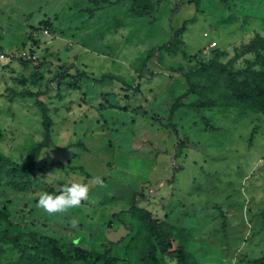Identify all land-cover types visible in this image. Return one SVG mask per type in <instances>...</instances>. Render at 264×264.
I'll return each mask as SVG.
<instances>
[{
	"label": "rangeland",
	"instance_id": "obj_1",
	"mask_svg": "<svg viewBox=\"0 0 264 264\" xmlns=\"http://www.w3.org/2000/svg\"><path fill=\"white\" fill-rule=\"evenodd\" d=\"M117 1L0 0L1 46L37 57L0 71V153L25 163L43 140L42 114L27 93H43L54 121L30 189L0 184V211L9 216L0 217V230L110 249L141 264L137 242L128 249L140 226L130 211L136 194L135 207L185 229L192 264L264 256V115L224 107L205 90L170 115L189 89L185 74L201 59L227 62L264 35V0H147L154 10L141 18L129 0ZM45 24L52 41L40 33ZM245 59L253 56L235 67ZM71 183L89 187L80 206L52 215L38 207V193ZM5 248L10 263L17 254ZM161 262L176 264L164 255Z\"/></svg>",
	"mask_w": 264,
	"mask_h": 264
},
{
	"label": "trees",
	"instance_id": "obj_2",
	"mask_svg": "<svg viewBox=\"0 0 264 264\" xmlns=\"http://www.w3.org/2000/svg\"><path fill=\"white\" fill-rule=\"evenodd\" d=\"M103 1L105 2V0ZM120 1L118 0L117 3ZM129 2L133 15L140 18L150 16L154 10L153 4L147 0H129ZM177 10L178 7H175L173 13ZM44 28L50 30V25L45 24ZM179 30L174 32V38ZM163 49L167 50V47L152 49L148 53L143 70L146 69L147 63L154 58L156 51L160 52ZM250 55L253 56V60L245 59L242 68L235 67L237 61ZM85 77V73L77 71L78 79ZM185 78L189 89L172 105L171 116L185 104L184 102L190 95L205 98L203 90L215 96L214 98L224 107L241 108L244 113L256 111L264 115V37L256 34L248 43L236 50L234 56L227 62L219 60L215 55L210 59H201L191 71L185 74ZM198 79L202 80V85L195 83ZM27 94L35 99V104L42 114L44 136L40 143L32 147L25 163H17L11 157L0 153V184L17 192H27L30 189L41 153L43 149L53 143L54 121L50 108L41 99L43 93L29 92ZM190 106L196 110L200 108L196 103H190ZM205 123L208 129H214L208 120H205ZM59 191L50 193L59 194ZM137 197L136 194L133 195L130 211L137 216L140 226L131 239L128 249H132V243L137 242L136 250L139 251L138 259L141 264H162V255L175 259L176 264H192L188 248L181 241L182 237H188L185 229H178L166 220L155 218L152 212L147 209L135 207ZM0 217L4 221H9L5 210L0 211ZM175 241L178 242L176 247H174ZM5 246L17 254L16 259L10 263H5L3 260L6 253ZM110 246H112L111 243ZM0 264L129 263L126 259L114 257L110 249L96 253L34 231L13 232L10 228H5L0 230ZM249 264H264V256L250 261Z\"/></svg>",
	"mask_w": 264,
	"mask_h": 264
},
{
	"label": "clouds",
	"instance_id": "obj_3",
	"mask_svg": "<svg viewBox=\"0 0 264 264\" xmlns=\"http://www.w3.org/2000/svg\"><path fill=\"white\" fill-rule=\"evenodd\" d=\"M88 198L89 187L87 184L71 183L70 185H63L59 194L38 193V207L52 215L69 208L78 207Z\"/></svg>",
	"mask_w": 264,
	"mask_h": 264
},
{
	"label": "built area",
	"instance_id": "obj_4",
	"mask_svg": "<svg viewBox=\"0 0 264 264\" xmlns=\"http://www.w3.org/2000/svg\"><path fill=\"white\" fill-rule=\"evenodd\" d=\"M40 33L43 34L44 36H46L47 38H51V41H52V35L50 34L49 29H43ZM35 36H37V34H35ZM215 46H216V43H212L209 46V48L214 49ZM30 51L31 50L17 51L15 53H9L0 44V71L2 69H4V67L7 66L11 61H14V60H25V61L36 60L37 57L35 55H31ZM207 51H208V49L205 50V54H206V56L209 57V55L207 54L208 53ZM210 58L211 57L206 58V59H210Z\"/></svg>",
	"mask_w": 264,
	"mask_h": 264
},
{
	"label": "crops",
	"instance_id": "obj_5",
	"mask_svg": "<svg viewBox=\"0 0 264 264\" xmlns=\"http://www.w3.org/2000/svg\"><path fill=\"white\" fill-rule=\"evenodd\" d=\"M257 34H260V33H257ZM260 35H262V34H260ZM263 37H264V35H262ZM55 238V237H54ZM59 239V238H58Z\"/></svg>",
	"mask_w": 264,
	"mask_h": 264
}]
</instances>
